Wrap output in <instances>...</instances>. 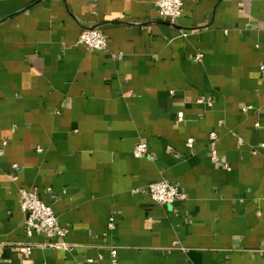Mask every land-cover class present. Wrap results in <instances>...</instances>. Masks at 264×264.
Returning <instances> with one entry per match:
<instances>
[{
    "label": "crops",
    "instance_id": "1",
    "mask_svg": "<svg viewBox=\"0 0 264 264\" xmlns=\"http://www.w3.org/2000/svg\"><path fill=\"white\" fill-rule=\"evenodd\" d=\"M157 1L0 0V264H264V0H183L173 25ZM162 179L179 200L144 192ZM22 189L69 249L28 236Z\"/></svg>",
    "mask_w": 264,
    "mask_h": 264
},
{
    "label": "built area",
    "instance_id": "2",
    "mask_svg": "<svg viewBox=\"0 0 264 264\" xmlns=\"http://www.w3.org/2000/svg\"><path fill=\"white\" fill-rule=\"evenodd\" d=\"M158 11L162 19L168 21L170 24H175L182 16L184 11L183 0H158ZM78 44L86 46L92 51H109L110 42L105 33L98 27L85 28L82 30ZM202 53H198L197 59H202ZM264 67V66H263ZM252 107L246 106L244 110L247 111ZM179 118H183V113H179ZM212 137L216 138V134L212 133ZM242 143V139L240 141ZM187 146L193 150L194 139L190 138L187 141ZM3 152L0 151V155ZM216 152H214V155ZM149 154V145L146 141H140L135 148V155L143 157ZM16 170L18 165H14ZM144 192L148 194L151 199L158 204H172L182 197L181 189L166 179L151 183ZM21 207L23 213L26 215V231L31 237L36 231L41 232L51 238V242L43 246L53 248L69 249L70 245L65 240L69 233V228L61 225L58 216L55 214L52 207L47 205L40 197V195L33 190H21ZM110 228L115 227V219L112 215L109 222ZM22 252L30 255L33 250V245L29 243L21 247ZM112 263H117V250L113 248L111 251Z\"/></svg>",
    "mask_w": 264,
    "mask_h": 264
}]
</instances>
